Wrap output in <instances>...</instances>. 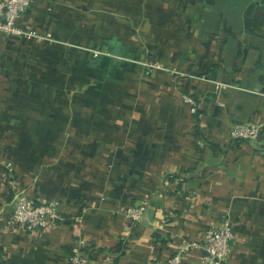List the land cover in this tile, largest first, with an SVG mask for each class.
<instances>
[{"label": "crops", "instance_id": "obj_1", "mask_svg": "<svg viewBox=\"0 0 264 264\" xmlns=\"http://www.w3.org/2000/svg\"><path fill=\"white\" fill-rule=\"evenodd\" d=\"M18 25L35 36L0 32V264H205L227 224L225 264H264V129L231 137L264 126V0H38ZM20 195L64 221L12 224Z\"/></svg>", "mask_w": 264, "mask_h": 264}, {"label": "built area", "instance_id": "obj_2", "mask_svg": "<svg viewBox=\"0 0 264 264\" xmlns=\"http://www.w3.org/2000/svg\"><path fill=\"white\" fill-rule=\"evenodd\" d=\"M38 0H0V32L9 35L33 37L32 32L24 30L18 24L21 18L27 16ZM100 53L95 52L98 58ZM184 100L191 107L193 114L197 112V103L190 96H184ZM264 126L260 123L236 124L231 128V137L237 142H256L259 140ZM144 208L130 210L129 214L134 219H139ZM13 223L24 225L30 231H49L56 227L58 222L64 221L61 204L57 201L37 203L26 196H18L14 211ZM234 233L227 224L222 228H214L207 232L203 249L206 252L205 264H225L230 252V244L234 241ZM176 258L172 264H178ZM69 264H90V256L85 251H77L69 261Z\"/></svg>", "mask_w": 264, "mask_h": 264}, {"label": "rangeland", "instance_id": "obj_3", "mask_svg": "<svg viewBox=\"0 0 264 264\" xmlns=\"http://www.w3.org/2000/svg\"><path fill=\"white\" fill-rule=\"evenodd\" d=\"M0 159H1V157H0ZM10 172H11V174H12V170H9Z\"/></svg>", "mask_w": 264, "mask_h": 264}]
</instances>
